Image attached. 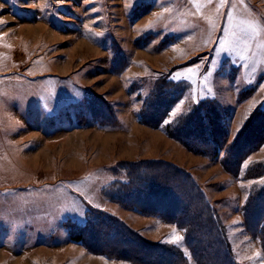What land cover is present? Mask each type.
Returning a JSON list of instances; mask_svg holds the SVG:
<instances>
[{
    "label": "rangeland",
    "instance_id": "obj_1",
    "mask_svg": "<svg viewBox=\"0 0 264 264\" xmlns=\"http://www.w3.org/2000/svg\"><path fill=\"white\" fill-rule=\"evenodd\" d=\"M206 101L218 103L214 120L229 145L242 134L253 143L236 172L226 148L195 150L200 130H183ZM258 112L264 0H0V264H142L72 238L91 209L199 264L163 206L128 201L140 186L165 187L142 180L173 174L172 164L203 189L236 262L264 264L245 214L264 188ZM116 235L110 243L126 252L142 248Z\"/></svg>",
    "mask_w": 264,
    "mask_h": 264
},
{
    "label": "trees",
    "instance_id": "obj_2",
    "mask_svg": "<svg viewBox=\"0 0 264 264\" xmlns=\"http://www.w3.org/2000/svg\"><path fill=\"white\" fill-rule=\"evenodd\" d=\"M167 105L169 106V103ZM216 107H219L218 103L215 105L211 101H206L204 104L196 106L188 117L192 116L193 119H197V126L192 123L193 119H185V123L187 124L185 126L184 123L183 130L187 129L190 125L193 126V129L198 128L200 130L199 133H196V131L191 133V136L195 135L193 137L195 146L191 144V147H194L195 150L198 149L196 146L204 144L206 147H211L212 153L217 155L221 149L226 148V155L223 161L228 165H232L231 167H235L233 171L236 172L239 169L241 161L246 157L245 155L249 153V147L253 143H251L248 137L249 134H242L232 145H229L227 135L224 134L223 129H218L220 124L214 120L217 117L216 113L218 116L220 115L219 110L216 111ZM258 113L259 117L262 118L264 116V112ZM204 118H207L208 121L205 122ZM180 119L181 117L176 121L177 125L171 128L172 131L180 129L178 124L181 121ZM255 127L258 128L259 124L255 125ZM202 134H205V136L207 134V138H204ZM187 136L191 137L189 134ZM237 150H240L239 152H242V154L238 153L236 155L235 151ZM199 151L201 150L199 149ZM172 171H174L173 174L168 173V170H166L162 173H152L144 177L142 182H149L153 177L160 178L161 182L165 183V187L160 188L158 183L157 187L153 188L152 186V188L144 190V185L140 186V188L135 189L134 193L131 194V198L128 197V201L143 206L137 202L143 199L145 202H148V205H161L160 209L163 210L164 208V210L160 213L163 214L164 218L176 222L185 228L187 243L191 247L199 264H238L231 252L225 231L219 219L215 218V212L212 210L211 203L203 189L193 180L188 172L178 166L172 164ZM153 184L156 185L155 182ZM121 194L125 195L124 189L118 190V195ZM180 195L185 196L188 200L187 206L184 208H180L181 203L176 198L180 197ZM262 198H264V188L249 200L245 208V214L248 228L253 234L261 238L264 248V204L261 201ZM173 204L175 205L173 206ZM93 210L91 209L87 212L88 215L84 225H77V228L72 226L73 230L71 232L73 239L82 241L93 251L112 257L128 258L142 264L183 263L184 256L181 250H176L163 244H151L144 240L139 233L110 213ZM115 227L119 228L120 231L115 230ZM111 232H117V240H122L126 246L132 244L141 246L142 248H134L131 253L126 252V250L129 251L128 248L116 243V246L110 243L109 236ZM205 236L208 238L207 241L204 240ZM95 241L98 245L94 243ZM114 241L116 240L114 239Z\"/></svg>",
    "mask_w": 264,
    "mask_h": 264
},
{
    "label": "snow or ice",
    "instance_id": "obj_3",
    "mask_svg": "<svg viewBox=\"0 0 264 264\" xmlns=\"http://www.w3.org/2000/svg\"><path fill=\"white\" fill-rule=\"evenodd\" d=\"M224 2H225V0H221V5H223ZM172 115L175 116V112H173ZM180 239H181V237H179V236L176 237V240H180ZM257 255H259V253Z\"/></svg>",
    "mask_w": 264,
    "mask_h": 264
},
{
    "label": "bare ground",
    "instance_id": "obj_4",
    "mask_svg": "<svg viewBox=\"0 0 264 264\" xmlns=\"http://www.w3.org/2000/svg\"><path fill=\"white\" fill-rule=\"evenodd\" d=\"M104 188V187H103Z\"/></svg>",
    "mask_w": 264,
    "mask_h": 264
}]
</instances>
